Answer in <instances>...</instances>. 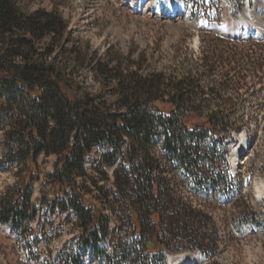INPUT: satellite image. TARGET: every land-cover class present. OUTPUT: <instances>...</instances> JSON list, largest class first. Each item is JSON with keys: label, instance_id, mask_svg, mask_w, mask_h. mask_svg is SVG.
Instances as JSON below:
<instances>
[{"label": "trees", "instance_id": "trees-1", "mask_svg": "<svg viewBox=\"0 0 264 264\" xmlns=\"http://www.w3.org/2000/svg\"><path fill=\"white\" fill-rule=\"evenodd\" d=\"M192 1L197 9L201 0ZM67 27L57 9L27 12L18 0H0V167L16 177V184L0 195V223L30 230L29 221L37 214L31 203L37 157L55 155L48 175L55 197L50 203L63 194L59 203L74 211L78 236L98 259L104 256L107 264H163L164 250L191 243L203 253L213 251L214 240L207 232L210 217L170 187L167 161H176L196 185H219L221 174L213 172V150L205 139L216 131L214 121L222 106L232 105V98H223L210 114L201 113L195 102H201L205 90L196 76L188 71L145 74L143 53L122 55L111 47L102 57L80 43L69 45ZM85 67L98 83L95 92L79 79ZM164 103L167 109L160 106ZM181 106L186 107L183 114ZM193 116L201 121L189 122ZM218 120L226 135L218 132L216 137L226 146L225 139L239 128L226 118ZM158 138L163 156L154 152ZM96 148L99 159L92 176L85 160ZM113 162V187L105 190L100 181L110 177L104 165ZM88 183L103 203L87 202L82 189ZM239 194L231 199L235 204ZM105 205L119 222L112 253L100 248L110 234ZM238 213L249 215L256 225L261 222L253 209ZM124 224L132 226L133 238L119 234ZM62 258L63 264L80 263L77 252Z\"/></svg>", "mask_w": 264, "mask_h": 264}, {"label": "rangeland", "instance_id": "rangeland-1", "mask_svg": "<svg viewBox=\"0 0 264 264\" xmlns=\"http://www.w3.org/2000/svg\"><path fill=\"white\" fill-rule=\"evenodd\" d=\"M18 1L23 11L41 8L62 13L68 23L69 45L80 43L102 57L111 47L122 55L131 51L137 57L143 53L147 56L142 69L145 74L153 70L165 71L167 75L188 71L205 90L201 102H195L201 113L210 114L223 98H232V105L222 106L218 119L235 122L239 129L233 130L225 141L226 146H222L216 133L226 135V132L217 119L216 131L209 132L205 139L213 150V172L221 174L219 185L210 182L204 188L196 185L176 161H167L172 169L168 179L170 187L210 217L207 232L212 234L214 250L203 253L192 247L194 243L176 251L164 250L163 264H168L171 256L187 253L200 257L195 264H264V195L262 198L257 195V186L264 185V34L252 37L250 32L256 27L255 21L263 22L264 26V0L211 3L201 0L197 9L192 0ZM175 13L174 18L163 16ZM215 26L228 35L209 30ZM234 29L237 33L232 35L230 31ZM244 31L249 32L243 35ZM78 75L79 79H85L84 85L91 92L98 90L89 68H83ZM160 106L168 108L167 103ZM179 110L183 114L186 107L181 106ZM188 121L199 123L201 119L193 116ZM237 133L244 134L251 144L239 157L238 167L232 170L228 156L237 141ZM3 141L0 133V156L4 152ZM154 146L157 156L165 154L160 138ZM55 159V155L37 157L31 193L37 214L29 221L30 230L17 231L10 223H0V264H63L62 256L69 252L79 254L78 264H107L104 256L98 259L92 247L83 245L78 236L77 216L58 201L63 194H59L54 204L50 203L55 197L48 175L54 170ZM98 159V148L86 156L85 163L92 176L96 175L92 167ZM116 163L104 165L110 177L100 181L105 190H112ZM0 168L2 195L16 184V177ZM82 191L87 195V202L96 206L102 202L91 183ZM237 193L240 194L235 204L231 199ZM104 208L110 234L101 241L100 248L112 253L119 222L107 205ZM251 209L261 221L259 225L250 222L249 215L244 217L238 213ZM119 234H126L129 239L134 237L132 226L127 224Z\"/></svg>", "mask_w": 264, "mask_h": 264}, {"label": "bare ground", "instance_id": "bare-ground-1", "mask_svg": "<svg viewBox=\"0 0 264 264\" xmlns=\"http://www.w3.org/2000/svg\"><path fill=\"white\" fill-rule=\"evenodd\" d=\"M139 1L141 2V0H139ZM143 10L146 11L145 9H143ZM255 22H256V27L252 31H250L252 34L251 35L252 37H258L259 34L264 32L263 24L260 22H257V21H255ZM235 30L236 29L230 31V33L232 35L236 34L237 30L236 31ZM248 32L249 31H244L243 35L247 34ZM246 142H248L247 137L242 133H237V141L235 143H233V145L231 146L230 155L228 156L230 167L232 170H234L235 167H237V165L239 164L240 159H241L239 157L243 153H245L244 150L246 148L245 147V145L247 144ZM257 188H258L257 189V195H258V197L262 198L264 195V185L260 184V186H257ZM197 260H200V257L193 254V253L179 254L176 256H171L168 260V264H187V263H192V261L195 264V262H197Z\"/></svg>", "mask_w": 264, "mask_h": 264}, {"label": "water", "instance_id": "water-1", "mask_svg": "<svg viewBox=\"0 0 264 264\" xmlns=\"http://www.w3.org/2000/svg\"><path fill=\"white\" fill-rule=\"evenodd\" d=\"M211 30H215V31H219V28H217V27H214V29H211Z\"/></svg>", "mask_w": 264, "mask_h": 264}]
</instances>
